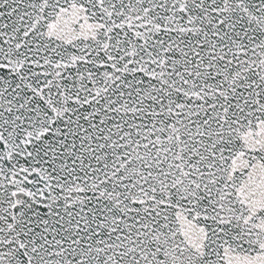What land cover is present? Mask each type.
<instances>
[{
	"label": "snow or ice",
	"instance_id": "1",
	"mask_svg": "<svg viewBox=\"0 0 264 264\" xmlns=\"http://www.w3.org/2000/svg\"><path fill=\"white\" fill-rule=\"evenodd\" d=\"M0 264H264V0H0Z\"/></svg>",
	"mask_w": 264,
	"mask_h": 264
}]
</instances>
